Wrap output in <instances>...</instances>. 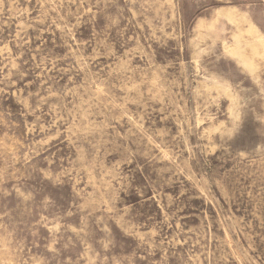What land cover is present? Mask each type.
I'll return each mask as SVG.
<instances>
[{"label":"rangeland","instance_id":"rangeland-1","mask_svg":"<svg viewBox=\"0 0 264 264\" xmlns=\"http://www.w3.org/2000/svg\"><path fill=\"white\" fill-rule=\"evenodd\" d=\"M0 264H264V0H0Z\"/></svg>","mask_w":264,"mask_h":264},{"label":"bare ground","instance_id":"bare-ground-1","mask_svg":"<svg viewBox=\"0 0 264 264\" xmlns=\"http://www.w3.org/2000/svg\"><path fill=\"white\" fill-rule=\"evenodd\" d=\"M219 37V36H218Z\"/></svg>","mask_w":264,"mask_h":264}]
</instances>
